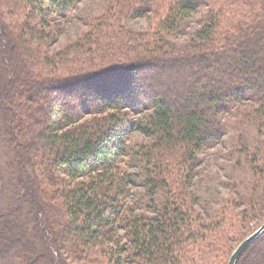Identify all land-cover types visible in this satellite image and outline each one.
Returning <instances> with one entry per match:
<instances>
[{
	"label": "trees",
	"instance_id": "1",
	"mask_svg": "<svg viewBox=\"0 0 264 264\" xmlns=\"http://www.w3.org/2000/svg\"><path fill=\"white\" fill-rule=\"evenodd\" d=\"M80 1L0 0V143L20 167L8 186L0 170V264H208L228 219L205 221L190 188L225 114L264 117V0H116L51 53ZM146 13L145 31L122 24ZM236 264H264V232Z\"/></svg>",
	"mask_w": 264,
	"mask_h": 264
},
{
	"label": "rangeland",
	"instance_id": "2",
	"mask_svg": "<svg viewBox=\"0 0 264 264\" xmlns=\"http://www.w3.org/2000/svg\"><path fill=\"white\" fill-rule=\"evenodd\" d=\"M115 1L81 0L77 3L67 17L60 20V32L50 44L49 51L58 52L81 39L90 30L93 21L109 12ZM203 10L204 8L200 7L199 12L187 21L185 32L173 38L176 44L184 45L194 37L195 31L203 21ZM150 23L148 13L136 18L122 19V24L127 29L137 31L147 30ZM8 89L11 90L9 86ZM256 109L257 104L245 102L233 112L225 114L223 118L227 123V132L223 140L204 150L200 155L199 166L190 188L192 196L196 199L194 203L196 213H200L205 221H210L219 218L221 211L225 212L228 219L223 225L227 235L224 238L226 248L222 253L214 255L208 264H226L230 253L237 245L264 222V175L260 172L264 162L261 159L253 161L254 158L258 159L256 156L258 152L264 149V117L256 113ZM146 141L148 138L140 133H134L130 138L131 144ZM4 149L3 146L0 149V170L3 179L6 178L4 185L8 186L10 185L8 181L15 182L20 167L12 161L9 150ZM135 190L142 191L141 188ZM39 197L44 201V196ZM3 201L6 202V195L2 198L1 202ZM241 212L247 213L244 215ZM97 252L96 249L95 253ZM203 252L208 254L210 251ZM94 256H100L101 262L106 261L105 256L99 254ZM67 261L69 264H104L98 263L99 261L90 263L75 260L71 257ZM186 264H192L190 257Z\"/></svg>",
	"mask_w": 264,
	"mask_h": 264
},
{
	"label": "water",
	"instance_id": "3",
	"mask_svg": "<svg viewBox=\"0 0 264 264\" xmlns=\"http://www.w3.org/2000/svg\"><path fill=\"white\" fill-rule=\"evenodd\" d=\"M264 232V222L255 229L250 235L245 237L232 252L227 264H236L242 252Z\"/></svg>",
	"mask_w": 264,
	"mask_h": 264
}]
</instances>
